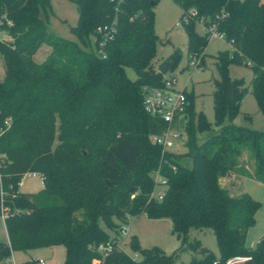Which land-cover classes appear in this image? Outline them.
I'll return each instance as SVG.
<instances>
[{
  "label": "trees",
  "instance_id": "16d2710c",
  "mask_svg": "<svg viewBox=\"0 0 264 264\" xmlns=\"http://www.w3.org/2000/svg\"><path fill=\"white\" fill-rule=\"evenodd\" d=\"M51 1L0 0V32L10 38H0L5 67L0 81V216L8 209V243L0 245V260L17 250L61 245L64 264H177L185 252L195 254L189 264H225L234 257H249L244 264H264V236L255 248L246 245L261 204L247 193L232 196L220 183L237 174L264 184V128L234 124L248 89L243 80L228 76L230 63H249L251 93L264 114V0H174L182 12L194 7L201 15L219 16L217 29L232 47L231 53L215 57L220 79L213 92V123L203 111L194 121L187 94L186 152L181 155H162L152 136L166 124L143 110L142 89L162 87L160 69L173 68L180 55H170L160 69L152 64L159 41L153 8L159 0H123L118 11L110 0H72L78 20L70 31L77 41L51 35ZM114 18L117 33L105 58L98 57L91 36ZM195 25H184L188 55H200L204 63L209 39L198 35ZM42 45L50 53L36 63L33 56ZM126 68L135 72V80L127 78ZM244 151L253 161L252 173L239 161ZM184 157L190 166L180 164ZM155 170L166 180L162 200L154 197ZM29 173L39 174L44 187L24 195L18 188ZM143 214L170 219L180 248L167 255L158 247L142 248L132 236L129 246L139 258L120 249L113 238L129 217ZM204 229L213 232L218 257L191 237V231ZM109 242L113 248L103 255L99 248Z\"/></svg>",
  "mask_w": 264,
  "mask_h": 264
},
{
  "label": "rangeland",
  "instance_id": "374dc122",
  "mask_svg": "<svg viewBox=\"0 0 264 264\" xmlns=\"http://www.w3.org/2000/svg\"><path fill=\"white\" fill-rule=\"evenodd\" d=\"M53 16L50 19L49 30L54 38L59 40L77 41V38L71 33L70 28L77 24L78 11L72 0H52L51 1ZM194 8V7H192ZM191 9V8H190ZM155 15V32L159 38L157 44L156 56L152 62L156 69H160L164 61L172 54L180 53L176 65L167 70L164 78H173L176 81L175 87L178 90H185L192 97L194 107V121L197 122L198 114L203 111L208 122H214L213 109V92L215 90V81L220 79V74L214 66L215 57L221 52L231 53V45L223 38L210 37L204 49L205 61L204 68L192 70L188 68V36L182 23V9L174 0H159L153 8ZM206 16V15H204ZM179 23V26H176ZM195 32L200 36H205L202 26L195 25ZM1 39L9 40L4 32L0 34ZM50 53L47 45L41 48L33 56L36 63H42ZM164 66V65H163ZM126 76L129 80L136 79V74L131 68L125 69ZM228 76L231 80H243L244 87L248 92L244 94L239 115L234 119L237 126L248 127L254 130H262L264 128V114L258 109L256 98L251 93V80L253 72L249 63L228 65ZM5 78V67L3 59L0 55V81ZM245 116H250L246 119ZM207 133L199 135L201 143ZM185 146L177 145L174 153L184 154ZM249 153L244 151L240 157L242 166L252 173L254 170L253 161L249 159ZM180 164L190 166V159L184 157L180 160ZM236 176V190H231L230 194L239 197L244 193L261 204V208L255 214V225L249 229L246 237V245L255 248L258 241L264 236V184L250 177ZM238 176V178H237ZM153 177V176H152ZM154 179V178H153ZM156 179H154V182ZM225 183V182H224ZM225 186L229 187L225 183ZM44 187L42 178L39 174H26L20 184L19 192L24 195L34 194L42 190ZM159 190L155 182L154 192ZM128 229V235L121 244V249L131 257L139 258V255L133 252L129 246L132 236H135L142 248L158 247L167 255H171L181 246V241L172 233V222L168 218L151 219L143 214L139 217H129L128 223L125 224ZM114 237V232H109ZM191 237L200 241L203 248L211 251L216 257L219 256L216 238L210 229L193 230ZM8 239L4 226V219L0 216V245H7ZM194 253H183L177 264H189ZM41 259L46 264H64L65 249L63 246L41 247L32 249L28 255L23 250H17L8 257L3 258L1 264H27L31 260ZM97 264V262H95Z\"/></svg>",
  "mask_w": 264,
  "mask_h": 264
},
{
  "label": "built area",
  "instance_id": "2783aa9c",
  "mask_svg": "<svg viewBox=\"0 0 264 264\" xmlns=\"http://www.w3.org/2000/svg\"><path fill=\"white\" fill-rule=\"evenodd\" d=\"M123 0H110L114 5L115 11H118ZM225 14H221L220 18H224ZM219 18L216 16L210 18V16H204L199 14L196 8L183 10L182 23L183 25L189 22H195L200 24L204 31L205 36L209 39L212 37L225 38V34L217 29L215 20ZM179 26V23H176ZM117 33V20L114 18L110 23L100 25L96 28L94 34L91 36V44L96 56L105 58V48L109 42H111ZM1 34V32H0ZM188 68L195 70L197 68L203 69L204 63L201 60L200 55L188 56ZM176 81L171 78H164L163 86L160 88L144 87L143 93V110L151 117L158 118L166 124L164 130L155 136H152V141L161 147L162 155H166L168 152L176 150L177 145L185 146L186 136V123H187V108L188 99L185 90H178L175 87ZM1 157V156H0ZM173 166L172 169H175ZM154 179H156V185L159 190L155 191L154 197L158 200H162L164 196V189L166 185L165 178L161 175L159 170H155L152 173ZM8 213L7 208L2 209L3 219ZM128 235V229L125 225L120 229L117 236L113 238L114 243L121 249V244L124 238ZM113 248V243L109 242L105 246H101L99 251L104 255ZM136 260L137 257H134ZM250 258L249 257H234L226 261L225 264H244ZM2 260H0L1 264ZM32 264H46L44 260L35 259ZM213 264H218L215 261Z\"/></svg>",
  "mask_w": 264,
  "mask_h": 264
},
{
  "label": "crops",
  "instance_id": "0c3cea01",
  "mask_svg": "<svg viewBox=\"0 0 264 264\" xmlns=\"http://www.w3.org/2000/svg\"><path fill=\"white\" fill-rule=\"evenodd\" d=\"M235 178H236V176L232 175V176H230V177L222 178V179L220 180L221 185H222L225 189H227V190L229 191V193L231 192V190H236L235 187H237L236 185L239 183V181L237 182V181L235 180ZM237 178H238V176H237ZM224 182H225L226 184H228L229 187L225 186V183H224ZM236 182H237V184H236ZM4 226H5V223H4ZM5 230H6V228H5ZM6 234H7V232H6ZM7 239H8V236H7ZM53 247H55V246H53ZM29 251H30V250H29ZM29 251H25V252L27 253V255H28ZM14 252H15V251L12 252L13 255H14ZM12 253H11V254H12ZM31 261H33V260H31ZM31 261H29V262H31Z\"/></svg>",
  "mask_w": 264,
  "mask_h": 264
},
{
  "label": "water",
  "instance_id": "95a60500",
  "mask_svg": "<svg viewBox=\"0 0 264 264\" xmlns=\"http://www.w3.org/2000/svg\"><path fill=\"white\" fill-rule=\"evenodd\" d=\"M168 70V65H165L163 66L161 69H160V73L161 74H165V72ZM229 100L230 101H233L234 100V90H233V86L231 85L230 86V93H229Z\"/></svg>",
  "mask_w": 264,
  "mask_h": 264
}]
</instances>
